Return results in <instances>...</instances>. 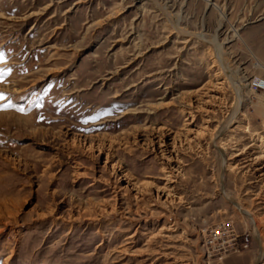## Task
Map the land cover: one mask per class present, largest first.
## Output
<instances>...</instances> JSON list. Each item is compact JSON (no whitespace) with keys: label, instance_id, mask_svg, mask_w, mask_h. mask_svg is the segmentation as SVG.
I'll list each match as a JSON object with an SVG mask.
<instances>
[{"label":"rangeland","instance_id":"rangeland-1","mask_svg":"<svg viewBox=\"0 0 264 264\" xmlns=\"http://www.w3.org/2000/svg\"><path fill=\"white\" fill-rule=\"evenodd\" d=\"M0 53V264H264V0H0Z\"/></svg>","mask_w":264,"mask_h":264},{"label":"snow or ice","instance_id":"snow-or-ice-1","mask_svg":"<svg viewBox=\"0 0 264 264\" xmlns=\"http://www.w3.org/2000/svg\"><path fill=\"white\" fill-rule=\"evenodd\" d=\"M3 62H4V56L2 53H0V63H3ZM7 74L8 73L5 71H0V77L7 75ZM3 99H5V97L3 96V94H0V100H3ZM11 106H12L11 104H8L6 107H11ZM21 111H22V109H21Z\"/></svg>","mask_w":264,"mask_h":264},{"label":"built area","instance_id":"built-area-1","mask_svg":"<svg viewBox=\"0 0 264 264\" xmlns=\"http://www.w3.org/2000/svg\"><path fill=\"white\" fill-rule=\"evenodd\" d=\"M254 86L256 89L260 90L264 95V80H257Z\"/></svg>","mask_w":264,"mask_h":264},{"label":"bare ground","instance_id":"bare-ground-1","mask_svg":"<svg viewBox=\"0 0 264 264\" xmlns=\"http://www.w3.org/2000/svg\"><path fill=\"white\" fill-rule=\"evenodd\" d=\"M30 33V32H29ZM222 75H220V74H216V78H219V77H221Z\"/></svg>","mask_w":264,"mask_h":264}]
</instances>
